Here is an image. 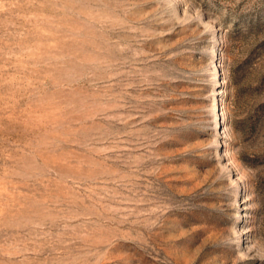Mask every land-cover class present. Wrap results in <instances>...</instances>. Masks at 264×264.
I'll list each match as a JSON object with an SVG mask.
<instances>
[{
    "label": "rangeland",
    "instance_id": "1",
    "mask_svg": "<svg viewBox=\"0 0 264 264\" xmlns=\"http://www.w3.org/2000/svg\"><path fill=\"white\" fill-rule=\"evenodd\" d=\"M0 264H264V0H0Z\"/></svg>",
    "mask_w": 264,
    "mask_h": 264
}]
</instances>
